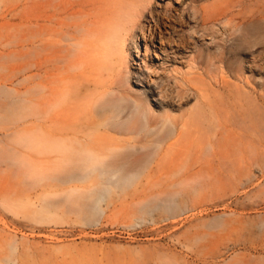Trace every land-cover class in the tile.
<instances>
[{
	"label": "rangeland",
	"instance_id": "374dc122",
	"mask_svg": "<svg viewBox=\"0 0 264 264\" xmlns=\"http://www.w3.org/2000/svg\"><path fill=\"white\" fill-rule=\"evenodd\" d=\"M0 264H264V0H0Z\"/></svg>",
	"mask_w": 264,
	"mask_h": 264
},
{
	"label": "bare ground",
	"instance_id": "6f19581e",
	"mask_svg": "<svg viewBox=\"0 0 264 264\" xmlns=\"http://www.w3.org/2000/svg\"><path fill=\"white\" fill-rule=\"evenodd\" d=\"M151 0H145L148 4ZM78 3L74 1L70 4L71 9H74ZM142 9H145L144 7ZM142 10L132 11L128 17V23L124 30H126L125 37L132 36L133 28L138 24V18L140 17ZM74 15V14H73ZM128 26V27H127ZM72 30L69 33L67 38L68 46H69V55L72 57L73 63L75 67H78V62L80 61V56L84 54L85 47L89 42L90 37H94V35L86 28L83 17L76 16L73 20V24L71 25ZM122 30V28H120ZM118 35H120L118 33ZM117 38V34L115 33H106V37H101V40L106 39V42L114 45L115 39ZM126 40V39H125ZM125 57V56H124ZM127 57L123 60L122 69L118 71L120 79H118L117 83L114 84V90H112L111 95H108L107 99L103 102V112L109 115V119L114 120L116 125L124 126L131 128L132 125H136L140 123L141 118L144 117V113L141 109V106L138 104L136 100H133L129 97V89L127 87V81L129 78V72L127 70ZM124 111L131 116V119H128L127 124H123L120 121L121 115ZM102 114V113H99ZM121 118V119H120ZM120 122V123H118ZM89 152H83V159H91V156L88 155ZM128 178L124 180V183H127ZM100 197V196H99Z\"/></svg>",
	"mask_w": 264,
	"mask_h": 264
}]
</instances>
